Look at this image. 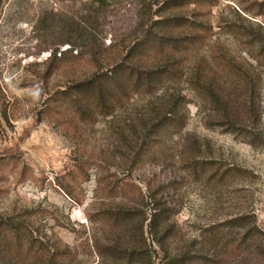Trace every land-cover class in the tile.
<instances>
[{"label":"rangeland","instance_id":"1","mask_svg":"<svg viewBox=\"0 0 264 264\" xmlns=\"http://www.w3.org/2000/svg\"><path fill=\"white\" fill-rule=\"evenodd\" d=\"M158 3L186 18L178 31L200 33L181 53L183 78L109 116L62 101L121 58L142 6ZM74 30L99 54L46 62ZM197 70L250 129L225 130L188 82ZM172 95L181 127L140 133L138 119ZM16 228L0 264L48 253L57 264H264V0H0V229Z\"/></svg>","mask_w":264,"mask_h":264},{"label":"trees","instance_id":"2","mask_svg":"<svg viewBox=\"0 0 264 264\" xmlns=\"http://www.w3.org/2000/svg\"><path fill=\"white\" fill-rule=\"evenodd\" d=\"M165 4L158 3L153 12H150L152 5L147 8L142 6L144 14H146V10L149 13L146 18L143 16L140 18L141 23L134 44L125 51L118 61L106 69L96 68L89 76L82 80H74L60 90L61 100L67 101L79 114H84L87 118L92 119L93 112L97 111L103 116H109L133 95H155L167 82H179L183 78L181 53L186 50L188 45L200 41V33H192L189 30L178 31L184 25L182 23L186 18L183 20L178 15L168 12ZM154 15H157V19H154ZM180 19L182 20L180 21ZM185 23L189 26H200V23L189 20H186ZM73 32L75 41L65 42L69 48L63 51H51L46 62L57 59V54H59L58 60L68 54L74 56L75 59L82 57L87 52L93 58L99 54V50L96 51L95 46L90 42H83V45L75 43L82 38V34L77 30ZM109 48L112 49L113 45H110ZM151 52L155 53L157 57L145 59V57L151 56ZM198 72L199 70L188 79V82L194 90L204 94L207 100L214 105L215 114L224 120L225 130L233 134H242L250 129L247 122L240 123L236 121L235 117L233 118V114L227 108V101L222 100L216 92L213 77H204L203 73ZM179 98L178 95H172L164 99V103L160 106L150 105L145 116L138 119L141 124L140 133L154 135L169 126L181 127L177 116V107L180 105ZM251 104L252 102L244 104L245 121H254L256 118L251 111ZM138 133H134V135ZM160 216H164V213H161ZM4 230L0 229V259L7 255L5 249L11 243L6 240L8 234H10L9 238L13 240V245L19 244L21 236L24 235L18 228L13 231L10 229L11 233H5ZM26 242L29 247L34 245L31 239H26ZM39 258H44L45 264H57V260L49 253L45 256L39 255Z\"/></svg>","mask_w":264,"mask_h":264}]
</instances>
